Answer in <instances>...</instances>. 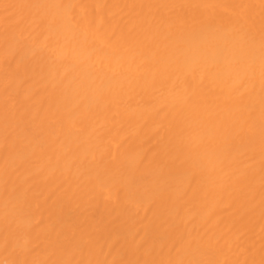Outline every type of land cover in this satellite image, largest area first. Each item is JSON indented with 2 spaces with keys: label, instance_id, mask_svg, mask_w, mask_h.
Wrapping results in <instances>:
<instances>
[{
  "label": "bare ground",
  "instance_id": "obj_1",
  "mask_svg": "<svg viewBox=\"0 0 264 264\" xmlns=\"http://www.w3.org/2000/svg\"><path fill=\"white\" fill-rule=\"evenodd\" d=\"M0 264H264V0H0Z\"/></svg>",
  "mask_w": 264,
  "mask_h": 264
}]
</instances>
